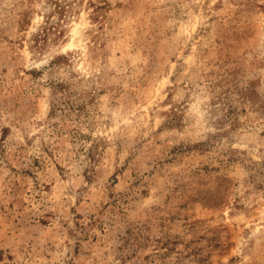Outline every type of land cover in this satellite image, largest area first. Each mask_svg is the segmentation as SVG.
<instances>
[{"label":"rangeland","instance_id":"rangeland-1","mask_svg":"<svg viewBox=\"0 0 264 264\" xmlns=\"http://www.w3.org/2000/svg\"><path fill=\"white\" fill-rule=\"evenodd\" d=\"M0 264H264V0H0Z\"/></svg>","mask_w":264,"mask_h":264}]
</instances>
